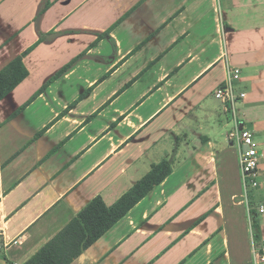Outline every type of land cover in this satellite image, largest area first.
I'll return each instance as SVG.
<instances>
[{
    "label": "crops",
    "instance_id": "0c3cea01",
    "mask_svg": "<svg viewBox=\"0 0 264 264\" xmlns=\"http://www.w3.org/2000/svg\"><path fill=\"white\" fill-rule=\"evenodd\" d=\"M20 55L0 100V264L163 160L170 175L69 264H254L230 133L253 131L264 166V0H0V71Z\"/></svg>",
    "mask_w": 264,
    "mask_h": 264
},
{
    "label": "trees",
    "instance_id": "16d2710c",
    "mask_svg": "<svg viewBox=\"0 0 264 264\" xmlns=\"http://www.w3.org/2000/svg\"><path fill=\"white\" fill-rule=\"evenodd\" d=\"M27 73L21 55L0 71V100L11 93ZM171 171L168 160L154 164L150 172L112 207H108L101 197L93 199L78 217L24 264H69L83 248L96 241L133 205L160 185Z\"/></svg>",
    "mask_w": 264,
    "mask_h": 264
},
{
    "label": "built area",
    "instance_id": "2783aa9c",
    "mask_svg": "<svg viewBox=\"0 0 264 264\" xmlns=\"http://www.w3.org/2000/svg\"><path fill=\"white\" fill-rule=\"evenodd\" d=\"M241 75L240 68H232L229 71V77L224 87L217 90L216 96L223 101L235 102L237 97L233 90V80L239 79ZM245 94H240L244 97ZM230 138L237 142L240 148V165L244 182L245 197L249 200V195L262 185L264 173L260 169L261 154L259 145L255 139L253 131L246 127H238L231 131ZM260 211L264 212V205H260ZM5 245L0 243V250ZM254 264H264V236L261 237V246L254 249Z\"/></svg>",
    "mask_w": 264,
    "mask_h": 264
},
{
    "label": "rangeland",
    "instance_id": "374dc122",
    "mask_svg": "<svg viewBox=\"0 0 264 264\" xmlns=\"http://www.w3.org/2000/svg\"><path fill=\"white\" fill-rule=\"evenodd\" d=\"M260 169L261 170L264 169V166L261 165V162H260ZM214 202H215V198H213V200L211 202L212 204H210V206L214 205L213 204ZM249 203H250V206H251L250 218H251V220L253 222V233H254V245H253V247L258 248L259 245H260L261 237L264 235V212L262 213L260 211V205L261 204L264 205V178L262 180L261 187L258 188L257 190H254L252 193H250V195H249ZM212 217H215L218 220V216H215L214 213H211V211L204 212V214H202V216H199V218L197 220H200V219H203V218L212 219ZM202 222L203 221H201L199 224H201ZM212 222H216V220H213Z\"/></svg>",
    "mask_w": 264,
    "mask_h": 264
}]
</instances>
